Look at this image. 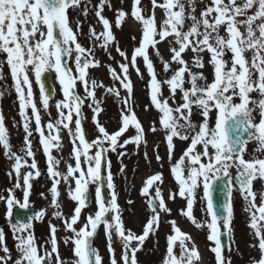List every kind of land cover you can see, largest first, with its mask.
Returning <instances> with one entry per match:
<instances>
[{
	"label": "snow or ice",
	"instance_id": "6c2138e0",
	"mask_svg": "<svg viewBox=\"0 0 264 264\" xmlns=\"http://www.w3.org/2000/svg\"><path fill=\"white\" fill-rule=\"evenodd\" d=\"M106 2L107 0H100L95 13L98 22L103 25L104 31L97 34L95 29H92L90 34V38L95 40L103 38L100 47L104 50H107L109 44L115 40L110 21L102 15ZM151 3L152 14L146 17L142 14L141 0H133L131 16L142 23L143 34L141 44L134 49L129 63L135 67L137 57H142L146 64L151 77V103L163 114L161 124L166 133L169 158H171L175 147L173 143L175 137H179L181 140L191 139L189 147L177 164L172 167V172L179 184V191L170 193L169 198L174 200L176 195L187 197L186 211L181 209V214L188 217L196 227H203L204 224L197 222L192 212L196 189L202 186L203 199L206 201L205 210L211 217V221L207 223V227L210 229L208 239L215 243V247L210 250L215 254L217 264H231V261L226 260L223 256L224 246L221 236L224 233L221 231V226L225 232L231 233L233 177L230 169L235 167L238 182L236 190L242 194L247 203L245 210L251 214L250 227L259 240L260 259L254 260L253 264H264V224L259 223L264 222V192L259 194L261 203L257 205V193L252 189L253 181L264 180V159L254 158L251 161L244 159L246 145L252 140L258 144L257 151L264 152V0H227L226 3L225 0H211V4L202 10L199 18L194 14L195 0H189L190 13H186L183 0H164L159 4L157 0H151ZM80 4L81 0H0V53L7 55V64L19 100V114L23 119V128L26 133L25 148L22 151L25 156L32 157V163L29 165L26 159L12 152L4 116L0 112V146L5 150V155L15 161L13 168L16 176L14 187L8 190L9 195L7 197L0 196V201L6 205V217L8 218L12 217L14 206L21 209L29 207V195L32 187L30 180L41 174L37 169L35 154L29 139L32 136L30 125L34 122L35 130L40 136V143L47 155V171L52 178L51 205L57 209L54 213L57 218L62 217V213L59 211L58 185L61 183V179L65 182H68L70 178L75 180L74 189L69 184V198L75 201L77 206L74 208L73 215L64 219L65 229L73 233V236L66 237L64 240L65 244L72 243L74 245L73 254L76 259L73 264H103L102 256L92 244L101 223L105 226L110 264H138L136 253L142 250L149 234L154 235L159 228L160 210L170 213L171 209L167 208L161 190L157 187L156 197L159 198V203L156 204L154 200L149 201L153 215L147 221L142 234L137 235L124 227L110 171V161L106 165V177L102 174L104 154L108 151L116 152L118 147L123 148L128 143L139 145L144 140V129L131 107L128 106L132 92V82L128 76L129 63L119 65L120 73L110 67L112 77L118 80L128 92V96L123 99L124 105L128 107L126 112L122 109V126L118 131L110 134L96 119L103 110L100 107V102L96 99V89L103 85L97 83L96 80L90 81L87 70L90 67H99L100 62L90 59L94 56L92 49L85 48L78 42V33L73 32L67 17V10L78 8ZM157 7L162 8L166 16L159 30H157L155 22ZM253 9L254 11L249 14V10ZM86 13L87 9L84 14ZM127 15L128 13L122 9L118 10L115 19L116 25L120 26ZM188 20H191V25L185 31V22ZM221 27L225 30L224 36L220 35ZM241 28L244 29L243 32L240 31ZM37 34L39 35L38 39ZM156 37H159V40ZM168 37H174V43L178 45V48L170 47V52L172 54L171 61H175L180 67L164 83L169 86L172 98H175L177 90L182 94V102L176 108L170 107L167 99L158 98L161 92V82L157 80L155 68L148 53V48L151 46L155 54L160 56L157 45L161 41H167L171 45L172 41H168ZM116 50L124 60H129L125 51L119 47ZM187 50H191L195 54L193 64L197 68L204 67L201 53L205 51L210 53L209 63L213 66L211 83L207 82V77L202 72L193 73L188 67V62L182 58V53ZM226 51L232 53L230 61L224 59ZM246 52L252 53L250 60L246 58ZM73 53H75L74 63L78 73L76 75L64 60L65 57L71 59ZM161 60L164 70L168 71L171 62L164 61L162 57ZM29 67L39 86L40 99L45 111L49 108L51 91L46 90L42 82L44 73L54 71L62 86L64 99L55 105L59 118L54 123L51 120L47 123V136H45V126L41 124L40 111L34 100L32 81L28 74ZM136 71L139 73V68H136ZM186 73L191 84L190 88L184 87ZM254 76L255 79H253ZM0 79H3L2 69H0ZM201 80L205 82L198 83ZM77 82L84 87L85 96L83 97L76 92ZM107 91L119 96V90L116 88H108ZM253 92L258 94V99L251 98L250 94ZM2 96L3 92H0V97ZM89 98L92 101L89 107L93 110L94 123L101 134L91 142L85 138L81 111L84 101ZM234 98H238L240 102L235 103ZM193 108L202 117V123L199 125L192 122ZM28 109H31V116L28 114ZM213 110L217 114L216 123L214 128H210L208 120ZM254 113L259 114L258 122L255 121ZM74 114L77 118L73 131L70 125L73 122ZM130 124L134 125L137 134L120 144L119 137L127 131ZM61 126L67 129L69 135L74 138L72 143L75 166L68 165L66 173L56 170L55 166L60 161L51 155L52 148L60 147ZM156 130L155 126L151 128L153 132ZM190 132H195V135L190 137L188 134ZM245 133L247 134L246 138L244 137ZM77 140L82 147L77 146ZM144 142L146 143V141ZM106 143L107 147H105ZM197 145H202L203 151L193 154ZM210 146L214 149L212 154L209 153ZM93 147L97 151L94 155H89V150ZM118 155L123 156L125 153H118ZM145 155L147 156V153ZM81 157H84L87 162L86 170L81 165ZM185 157L189 160L187 177L183 175L181 168ZM202 157L208 158L206 163L201 162ZM157 159H160L158 155ZM24 166L36 171L35 173L26 172L23 175L22 185L21 168ZM123 170L122 167L121 172ZM76 173L79 175H75ZM9 175L11 176L12 173L10 172ZM105 179L107 187L112 190L111 200L107 204L102 194ZM220 180H224L229 197L223 204V216L213 199L214 185ZM155 181L162 183L161 173L147 179L142 193L147 194L149 187ZM89 184L97 185L98 210L94 215L90 214L87 217L83 227L77 229L75 225L79 221L82 210L87 206ZM22 187L23 203L17 200L14 195L15 189ZM43 195L41 193V196ZM131 203L132 201H129V204ZM109 212L115 213L112 222L106 219V214ZM44 215L45 210H41L29 217L28 222L18 220L17 223L11 224L13 234L18 241L17 249L21 253L20 259H17L15 264H45V262L53 264V256H55V264H64L59 256L55 225H50L51 251L45 250L42 255L38 252L34 234L31 231V221L42 220ZM170 223L175 234L167 237V253L163 264H196L200 260V255L191 236L181 232L175 221ZM25 232L27 235H24ZM113 236L119 239L122 244L120 261L116 259L112 246ZM4 240V231L0 229V251L5 253L4 256H0V264H8V261L11 260V253ZM177 241L180 243L179 257L174 253ZM133 242H135V246H133ZM189 243H191V247L188 246ZM251 246L256 247V245Z\"/></svg>",
	"mask_w": 264,
	"mask_h": 264
},
{
	"label": "flooded vegetation",
	"instance_id": "af4514ba",
	"mask_svg": "<svg viewBox=\"0 0 264 264\" xmlns=\"http://www.w3.org/2000/svg\"><path fill=\"white\" fill-rule=\"evenodd\" d=\"M98 1V0H97ZM149 1V0H147ZM187 0H183L185 3L186 13H190L187 10ZM112 6H118L120 10L122 9L128 15L132 11V0L117 1L115 3L111 0ZM227 0L225 1V3ZM178 10V9H175ZM253 10H249V14ZM73 20L76 22L78 17L81 15V12L78 8H73ZM108 14L116 16L117 13L110 11ZM197 18L200 17L201 12L194 13ZM114 18V17H112ZM156 22V21H155ZM191 24V20L185 22L184 30H187ZM156 26H158L156 22ZM158 29V27H157ZM201 31H203L201 29ZM241 32L244 31L243 28L240 29ZM220 34L225 35V30L223 27L220 29ZM157 39V38H156ZM140 42H133L128 46H120L122 49H125L126 52L130 50H134L136 47L140 46ZM167 45V44H166ZM165 45V46H166ZM178 46V45H177ZM158 48V45H157ZM159 49V48H158ZM149 58L153 62L157 55L155 54L154 49L150 46L148 48ZM251 52H246L245 56L247 59H251ZM1 58L7 59V55L5 53H0ZM121 60L124 58L119 56ZM232 57V53L229 51L225 52L224 59L230 61ZM145 63L142 57H137L136 66L139 68V73L141 72V65ZM132 82V92L131 98L134 102V113L139 120L140 124L144 129V140L137 145L136 143H128L123 148H117L116 152L109 151V157L112 158L113 164L110 165V171L112 176L118 178V182L115 187L116 193L118 194V205L120 210L121 219L123 221L125 229H130L137 235H141L143 229L149 220V218L153 215L151 212V208L149 205L150 200H154L156 204L159 203V198L156 197V188L159 187L162 193V198L165 201L167 208L171 209L170 213H165L163 210H160V220H159V228L153 235L149 234V237L145 240L142 250L136 253V259L138 264H163L166 253H167V237L169 235H174L171 221L176 222V226H178L183 233H187L191 236L192 242H194L197 247L200 255V260L196 262V264H202V258L206 257L208 260V264H217L215 259V254L210 250L215 247V243L208 239L210 234V229L207 227V223L211 221V217L206 212V201L203 199V188L202 186L196 189V196L193 204V216L195 220L199 223L204 224L203 227H196L192 221L181 214V209L186 211L187 205V197H180L176 195L175 199H170V193H178L179 184L175 179V176L172 172V167L177 164L180 160L181 156L185 152V150L189 147L191 143V139L189 140H181L179 137H175L173 143L175 145L172 156L169 158V149L166 141V133L161 124L162 112L158 110L152 103L150 98V80L151 78H129ZM170 78H157L161 82V92L159 95V99L168 100V104L172 108H176L181 102V92L177 90L175 94V98H172V94L169 86L164 83V81ZM185 88H190L191 84L189 83V78H184ZM255 79V78H253ZM213 78H207V82L211 83ZM112 81H117L119 83L115 84V86L111 83ZM205 81H198V83L203 84ZM105 83L109 86L102 87L103 90L98 91L96 93V99H104L106 96H114L118 97L115 94L109 93L107 91L108 88H116L119 90V97L128 96V92L123 86L120 84L118 80L114 78H105ZM252 99H258L259 96L256 92L250 94ZM104 101L100 103L104 104ZM235 103H239L240 100L238 98H234ZM102 111L99 113L98 118L103 120V127L111 134L116 132V127L120 123L113 124V113H111L108 108L103 105ZM251 106V105H250ZM101 107V105H100ZM110 109V108H109ZM111 110V109H110ZM89 113L93 114L92 108H89ZM258 113H254V116ZM175 115V113H174ZM216 111L213 110L209 115V127L214 128L216 123ZM192 122L194 124H201L202 117L199 115L198 111L193 108L192 114ZM105 121V122H104ZM255 121L258 122L259 119L255 117ZM183 123V121H181ZM155 126L157 129L155 132L151 131V128ZM131 124L128 127V130L119 137V143L123 144L125 140H129L131 137H134L136 133V129L134 128L131 131ZM198 131V129H197ZM191 136L195 135V132L188 133ZM146 141V143L144 142ZM107 145V143H106ZM202 145H197L194 153L202 152ZM214 149L209 147V153L212 154ZM118 153H125V155L120 156ZM147 153V156L145 155ZM157 155L160 159H157ZM254 156V140L250 141L246 145V151L244 153L245 160H253ZM208 160L207 157H202L201 162L206 163ZM124 168L123 172H121V168ZM188 167L189 160L185 157L183 165L181 168L183 169V175L185 177L188 176ZM157 173L162 174V183L160 181H155L152 186L149 187V191L147 194H143L142 190L145 187V183L147 179ZM231 176L233 177V191L231 195V204L233 209V218L231 220V233H227L224 231L223 226H221V231L224 233L228 239L230 240V248L231 243L239 239L240 247L242 248L241 254L236 258L238 253H230L228 251L223 252V256L226 260H230L231 264H253L254 260L260 259V250L258 247L259 240L255 236L254 230L250 227L251 224V214L246 211L247 203L243 199L242 194L236 190L238 188V182L236 180L237 170L235 167L230 169ZM255 181H253L252 189L255 192ZM258 190V188H257ZM262 192H264V187L262 188ZM112 191V190H111ZM217 193L218 203L221 204V196L222 194L227 195V199H229L227 194V189L224 186V180L218 181L214 185V192ZM257 193V191L255 192ZM60 195V193H59ZM52 198V197H51ZM50 202L45 205L42 209L41 206H37V212L41 210H45V215L42 220H32V229L31 231L34 234L35 242L38 248V252L42 255L45 250L51 251V244L48 240H45L44 236L41 234V228L43 223L48 222L49 225H55L57 231L56 236L58 241V250L59 256L64 264H73L76 257L73 254L72 243L65 244L64 240L66 237L73 236V233L66 230L64 227V219L70 218L73 215L74 208L76 207V203H70L66 206L65 209H62L60 204L59 211L62 213L61 218H57L54 213L57 211L55 207L51 205ZM59 198V197H58ZM129 201H132L129 204ZM261 203L260 197L256 196V204L259 205ZM13 207L12 217L9 218L8 223L11 225L13 223H17L14 220V211ZM49 211L48 215L46 212ZM86 213V212H85ZM93 215L91 211H89L85 218L80 219L75 227L80 229L87 221V217L89 215ZM221 216H223V212L220 210ZM258 215V213H257ZM48 218L45 219L44 217ZM114 213L112 215L111 222L113 220ZM260 224H264V222H259ZM27 235V232L24 233ZM222 235V236H223ZM108 241L106 239L105 234H97L94 240V247L98 249L99 254L103 258V264H110V253L108 251ZM251 245H256V247H252ZM112 246L115 250V256L118 261H120V257L122 254V244L119 239L113 236ZM133 246H135V242H133ZM191 247V243L188 244ZM174 253L177 257L180 255V243L176 242L174 246ZM230 253V255L228 254ZM47 264V262H45ZM53 264H55V256H53Z\"/></svg>",
	"mask_w": 264,
	"mask_h": 264
},
{
	"label": "rangeland",
	"instance_id": "374dc122",
	"mask_svg": "<svg viewBox=\"0 0 264 264\" xmlns=\"http://www.w3.org/2000/svg\"><path fill=\"white\" fill-rule=\"evenodd\" d=\"M115 3H117L115 0H113ZM151 0L147 1V0H141L143 6L144 4H149L152 5V3L150 2ZM161 1L164 0H157V3H163ZM200 0H195V8L197 7V3ZM88 3V0H81V4L79 5V7H82L84 9H87L86 5ZM98 5H96L95 8H97ZM191 8V6H190ZM73 10V8H71ZM108 10L111 11L112 10V6L108 7ZM142 10L144 11V13H147L149 16L151 14H149V12L142 8ZM156 11V9H155ZM72 14V13H71ZM105 14L107 16V13L105 11ZM89 14H86V16H88ZM155 15H157V21L160 23L161 18H166L165 16V12L163 9L158 8L157 11L155 12ZM84 17V18H85ZM110 21L111 24V31L114 34L115 40L113 42H111L109 44L108 47H115V49H117V47L120 48V45L125 43H129V45L131 44V42H138L137 39L133 40V38L131 39L129 37L128 34H131V31H134L131 27V31L130 29L126 28L125 31H127L128 34H124V30H119L120 26H115L112 23V20L107 18ZM86 20V18H85ZM163 20V21H164ZM95 26H96V33L99 34L101 32L104 31L103 25L102 23L98 22V18H96L95 20ZM163 21L160 23V25H162ZM83 25V30L87 31V26L84 22ZM134 37V36H133ZM82 46H84L85 48H91V45H93V53H94V59L95 58H99L102 60L98 61L100 62V66L99 67H90L87 71L89 72V78H113L111 73H110V67L114 68L117 73L121 72V69L119 67V65L121 63H129L128 61H121L120 59H118L116 57V54L112 53L110 50H104L100 47V45L103 43V38L99 39V40H95L94 38H90L86 37L85 35L83 36V40H81L79 42ZM117 51V50H116ZM118 52V51H117ZM75 54V53H73ZM194 53L192 51H188L187 54L182 55V58L188 62V67L191 69V71L193 73H197V72H202L203 75L207 78H213V66L209 63V59L206 58L204 59V67L203 68H197L194 64H193V59H194ZM171 57H168V61H170ZM171 62V61H170ZM178 64L174 61L170 63V67L168 69V71L164 70V66L162 64V60H158V63L156 64L155 68V72H156V77L157 78H171L172 75L174 74L175 70H177L180 66H177ZM134 68L130 63H129V71H128V76L129 78H136V72L134 71ZM173 68V70H172ZM54 75H55V79H56V84H57V95L55 96V98L51 101H49V108L47 109V111H45L43 109L42 103H41V99H40V92H39V86L37 85V83L35 82V78H33V74L32 72H28L30 79L32 80V88H33V96H34V100L37 104V107H39V111L40 108H42V114H44V119L46 120V125L47 123L51 120L53 123L59 118L58 117V110L56 108V103L58 101H61L64 99V95H63V91H62V86L59 83V80L57 79L56 73L53 71ZM76 74H78L76 72ZM185 78H189L188 74H185ZM256 78V77H253ZM9 95V96H8ZM16 97L12 96L11 94H5L2 97H0V112H2L3 116H4V123L5 124H10L11 122V118L13 117V107H16ZM129 106V105H128ZM124 104H121L117 107L114 117H113V124H117L119 121H122V109L126 112L127 111V107ZM28 113L29 115H32L31 109H28ZM66 111V110H65ZM55 117V118H54ZM77 117L75 116V114L73 115V122L70 125V127L73 129V131L75 130V119ZM41 122H45L42 118H41ZM62 127V126H61ZM134 125L131 124V132L134 129ZM46 133L47 129L45 127ZM67 132L68 130L65 129ZM7 132H9V129H7ZM69 133V132H68ZM35 136L33 138H30L31 143L34 140ZM73 137L70 136V139L67 143H62L60 144V147H54L52 148L53 151V156H55V158L57 160L60 161V163L58 165L55 166L56 170L61 172V173H66L67 172V167L68 165H72L73 167L75 166V156H74V151H73ZM38 141L40 142V136H38ZM77 146L79 145V142L77 140ZM257 146V142L255 141V148ZM82 147V146H80ZM95 147H93L92 149L89 150V155H94L95 154ZM94 150V151H91ZM91 151V152H90ZM256 153V152H255ZM6 157V159H5ZM25 157V156H22ZM44 158V157H43ZM28 162V164L30 165L32 163V157H27L25 158ZM36 164H37V169L40 171V176L39 177H33L30 180V183L34 180L39 187L42 186H46V187H52V178L49 176L48 174V163L46 161H44V164L42 163L41 159L37 158L36 160ZM15 163V161L13 159H9L6 155H5V150L3 149L2 146H0V196H5L7 197L8 194L6 192V189L8 186L13 185L16 183V176H15V171L13 168V164ZM81 165L83 168H87V162L85 160L84 157H81ZM33 172L35 173V169H31L27 166H24L21 168V179H23V175L26 172ZM12 173V175L10 176L9 173ZM75 175H79V173H76ZM44 177L46 178H50L49 181H47ZM116 182V180H115ZM69 184L71 185L72 188H75V180L73 178H70L68 182H65L63 179H61V183L58 185L60 188H62V193L64 191V188H68ZM89 186L92 188V190L94 191V195H95V204H94V209L97 211L98 210V204H97V200H96V184H89ZM19 188L15 189V191L18 193V199L21 196V192L20 190H18ZM31 193V192H30ZM16 197V194H15ZM29 200H33V197L30 195L29 196ZM43 202V201H41ZM4 215H6V205L3 201H0V219L4 218ZM4 234H5V244L7 246V248L9 249L10 253H11V260L8 261V264H15V261L17 259H20L21 255H20V251L17 249V244L15 243L12 236V233L10 231V228H3ZM49 233V232H48ZM5 253L3 251H0V256H4Z\"/></svg>",
	"mask_w": 264,
	"mask_h": 264
},
{
	"label": "water",
	"instance_id": "95a60500",
	"mask_svg": "<svg viewBox=\"0 0 264 264\" xmlns=\"http://www.w3.org/2000/svg\"><path fill=\"white\" fill-rule=\"evenodd\" d=\"M67 58H68V57H65V58H64V60H65L66 63H67ZM50 78H52V77H51V74H50L49 72H46V73H44V75L42 76V79H43L42 81H43V83H44V85H45V89H46V90H50V91H51V96H52V94H53V90H52V88H51V80H50ZM60 132H61V131H60ZM60 136H61V139L64 138V136H62L61 134H60ZM104 156H105V160H106V153L104 154ZM104 164H105V161H104V163L102 164V174H103ZM103 193H104V196H105L106 198H108V194H107L106 187H105V181H104V186H103ZM90 200H91V195H90V190H88V193H87V203H89Z\"/></svg>",
	"mask_w": 264,
	"mask_h": 264
},
{
	"label": "bare ground",
	"instance_id": "6f19581e",
	"mask_svg": "<svg viewBox=\"0 0 264 264\" xmlns=\"http://www.w3.org/2000/svg\"><path fill=\"white\" fill-rule=\"evenodd\" d=\"M206 257H204L203 261H202V264H207L206 261H205Z\"/></svg>",
	"mask_w": 264,
	"mask_h": 264
}]
</instances>
